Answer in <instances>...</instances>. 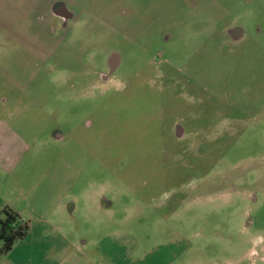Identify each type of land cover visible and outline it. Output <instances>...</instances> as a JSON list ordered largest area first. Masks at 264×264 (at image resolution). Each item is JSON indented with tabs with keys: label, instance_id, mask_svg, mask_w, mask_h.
Returning a JSON list of instances; mask_svg holds the SVG:
<instances>
[{
	"label": "rangeland",
	"instance_id": "1",
	"mask_svg": "<svg viewBox=\"0 0 264 264\" xmlns=\"http://www.w3.org/2000/svg\"><path fill=\"white\" fill-rule=\"evenodd\" d=\"M50 1L0 0V264H264V0Z\"/></svg>",
	"mask_w": 264,
	"mask_h": 264
},
{
	"label": "flooded vegetation",
	"instance_id": "2",
	"mask_svg": "<svg viewBox=\"0 0 264 264\" xmlns=\"http://www.w3.org/2000/svg\"><path fill=\"white\" fill-rule=\"evenodd\" d=\"M74 17L75 11L68 5L66 0H51L46 9L39 11V13L35 15L34 21L36 23L45 24L49 34H64L63 36L65 38V36L69 34L68 29ZM227 31L231 35V30L228 29ZM32 35L38 36V31L33 32ZM233 36L236 37L235 35ZM119 54L118 50H111L108 53L105 71H100L97 74L99 76V82L107 83L118 69L120 65ZM152 62V60H149L148 64H152Z\"/></svg>",
	"mask_w": 264,
	"mask_h": 264
},
{
	"label": "trees",
	"instance_id": "3",
	"mask_svg": "<svg viewBox=\"0 0 264 264\" xmlns=\"http://www.w3.org/2000/svg\"><path fill=\"white\" fill-rule=\"evenodd\" d=\"M28 223L11 207L0 208V255L11 249L13 243L27 233Z\"/></svg>",
	"mask_w": 264,
	"mask_h": 264
},
{
	"label": "crops",
	"instance_id": "4",
	"mask_svg": "<svg viewBox=\"0 0 264 264\" xmlns=\"http://www.w3.org/2000/svg\"><path fill=\"white\" fill-rule=\"evenodd\" d=\"M98 198V197H97ZM99 199H101V195H100V197H99ZM99 202V201H98ZM101 206H102V203H101ZM107 206V205H106ZM101 211H103V210H101ZM107 211V210H106ZM84 242H86L85 240H83V243H82V245L81 244H79V243H76L74 240H71L70 242H69V246H70V250H71V253L70 254H72L73 255V252L74 253H76V254H81L82 252H83V250H84V246H85V243ZM52 251H55V253H56V255H59L61 252H62V249H52ZM69 256L68 255V257H64V259L63 260H69V259H73V256ZM83 256V255H82ZM65 258H69V259H65ZM82 258V257H81ZM62 262V261H61Z\"/></svg>",
	"mask_w": 264,
	"mask_h": 264
}]
</instances>
